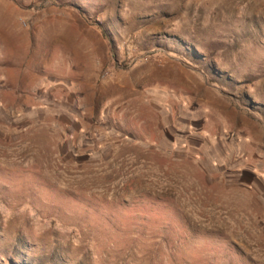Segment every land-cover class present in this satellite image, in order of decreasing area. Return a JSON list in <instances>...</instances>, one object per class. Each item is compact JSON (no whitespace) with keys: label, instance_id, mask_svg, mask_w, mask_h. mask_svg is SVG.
<instances>
[{"label":"rangeland","instance_id":"1","mask_svg":"<svg viewBox=\"0 0 264 264\" xmlns=\"http://www.w3.org/2000/svg\"><path fill=\"white\" fill-rule=\"evenodd\" d=\"M0 264H264V0H0Z\"/></svg>","mask_w":264,"mask_h":264}]
</instances>
